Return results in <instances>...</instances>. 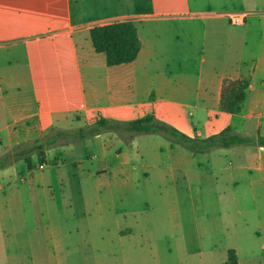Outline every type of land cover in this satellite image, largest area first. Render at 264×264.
<instances>
[{
	"label": "crops",
	"instance_id": "obj_1",
	"mask_svg": "<svg viewBox=\"0 0 264 264\" xmlns=\"http://www.w3.org/2000/svg\"><path fill=\"white\" fill-rule=\"evenodd\" d=\"M122 22L141 48L109 67L91 31ZM245 80L241 112H222L225 82ZM149 114L197 140L243 142L206 149L203 164L164 133L98 129ZM262 137L264 0H0V194L26 171L43 208L0 200L3 264H227L230 252L264 264L251 239L264 236Z\"/></svg>",
	"mask_w": 264,
	"mask_h": 264
},
{
	"label": "trees",
	"instance_id": "obj_2",
	"mask_svg": "<svg viewBox=\"0 0 264 264\" xmlns=\"http://www.w3.org/2000/svg\"><path fill=\"white\" fill-rule=\"evenodd\" d=\"M91 39L95 51L106 55L107 65L109 67L132 63L137 58L141 48L137 30L135 26L129 22L95 27L91 31ZM248 87V80L242 82H225L220 110L230 114L240 113L246 99ZM98 129L117 133L128 131L132 132V137L136 134L164 133L172 137L175 144H180L187 150L193 151L195 156L199 153H205L206 149L214 146L230 147L243 142L238 136H232L229 140H224L220 136L206 140H197L163 122L157 121L155 116L150 114L131 122H110L108 120H101L98 123ZM260 142L261 145L264 146V137L260 139ZM40 159L43 162L45 161L43 153H40ZM25 162L28 169L32 170V160L26 157ZM227 264H238L234 252L229 253Z\"/></svg>",
	"mask_w": 264,
	"mask_h": 264
},
{
	"label": "rangeland",
	"instance_id": "obj_3",
	"mask_svg": "<svg viewBox=\"0 0 264 264\" xmlns=\"http://www.w3.org/2000/svg\"><path fill=\"white\" fill-rule=\"evenodd\" d=\"M188 153L191 157L194 155L193 151H191V150H188ZM196 156H197V159L200 160V162H202L203 164H206V161L209 159L208 157L204 156L202 153H199ZM34 160H35L34 163L36 164V167L34 168L35 172H37V171L42 172L46 169L45 168L42 171L39 170V168H38L39 165L45 164V162L41 161L40 157H35ZM15 163L18 164V166H21V164H24V161L22 158H19L18 160H15ZM50 172H51V170H47V171H45V174L47 175ZM37 176L38 175H35L34 177H30L27 179V182H23L22 179L24 177H28V174L25 171L23 174L18 175L17 178L8 179L6 182L3 183L5 190L3 193L0 194V200H14V199L19 200L20 203L17 205V211L21 212V213H29V214L41 213L43 208H41L40 206H38L36 204L32 205L30 203V200H37L35 193L32 192V191L36 190V189L32 190V188L35 187L37 184ZM72 181H74V179H72ZM9 183H11V186L9 185ZM30 188L32 191H30ZM14 193H16V195ZM56 193H58V191H56ZM54 200H69V199H67L66 197H63V198L55 197ZM60 205H61V202H60ZM64 207H66V205H64ZM51 212H55V210L51 209ZM200 214H201V212H200ZM249 223H252V221H250L248 223H244V226H243L244 234L246 237H248L250 235V233L253 232L252 224L249 225ZM251 239H255L256 242L259 239H261V242L264 245V236H262V238H260V236H252ZM216 240L218 242V245L223 243V239L221 236H217ZM218 245L214 248L215 250H218V248L220 247ZM252 249H253V252L255 254H264L261 251V249H262L261 247H257V250H256V248L253 246ZM216 253H217V251H216ZM251 253L252 252H249L247 254H251ZM5 257H6V255H3V258H1V256H0V262L2 264L6 262Z\"/></svg>",
	"mask_w": 264,
	"mask_h": 264
},
{
	"label": "built area",
	"instance_id": "obj_4",
	"mask_svg": "<svg viewBox=\"0 0 264 264\" xmlns=\"http://www.w3.org/2000/svg\"><path fill=\"white\" fill-rule=\"evenodd\" d=\"M247 14L246 13H232L230 15V23L234 26L244 25L246 22ZM39 170L42 171L46 168V164L39 165Z\"/></svg>",
	"mask_w": 264,
	"mask_h": 264
}]
</instances>
